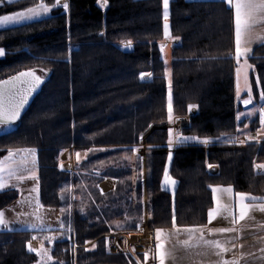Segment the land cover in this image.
I'll return each instance as SVG.
<instances>
[{"label":"trees","instance_id":"obj_1","mask_svg":"<svg viewBox=\"0 0 264 264\" xmlns=\"http://www.w3.org/2000/svg\"><path fill=\"white\" fill-rule=\"evenodd\" d=\"M39 1L49 5L56 0H13L0 4V15L30 7ZM51 8L41 19L0 29V79L24 69L48 81L33 99L20 121L11 129L0 125V158L9 150H37L40 201L60 211L63 239L51 244L53 261L48 264H137L129 255L112 254L105 235L132 231L131 225L116 227L113 217L122 210H71L66 188L70 178L84 177L92 186L102 177L115 178L113 194L130 175L128 164L140 136L149 125L168 122V84L164 78L159 42L163 39L162 0H109L102 9L96 0H67ZM170 35L180 37L171 51L173 116L189 113L184 136L200 139H225L238 128V112L246 108L234 94V57L232 56V14L223 2H186L170 0ZM132 41L125 49L121 41ZM251 110L263 101L264 42L249 56ZM152 73L140 79V73ZM257 79L260 80L257 86ZM247 131L257 130V117L245 116ZM167 128H154L146 136L148 144L168 140ZM89 153L70 175L59 168L66 149ZM264 148H222L200 156L191 149L157 152L149 158L150 214L154 229L172 227L173 211L177 227L206 225L212 206L209 185H229L264 197ZM215 167L210 171L208 165ZM177 180L174 192L162 187L164 168ZM139 171L136 168V171ZM95 177V179L93 178ZM95 190V189H94ZM18 197L15 189L0 191V209ZM259 200V199H258ZM120 212V213H119ZM70 229V230H69ZM37 237L35 231L0 232V264H35L36 256L25 250V243ZM95 240L96 248L86 247ZM85 249H89L85 251ZM139 258L144 255L138 254Z\"/></svg>","mask_w":264,"mask_h":264},{"label":"crops","instance_id":"obj_2","mask_svg":"<svg viewBox=\"0 0 264 264\" xmlns=\"http://www.w3.org/2000/svg\"><path fill=\"white\" fill-rule=\"evenodd\" d=\"M186 2H211V1H219L223 2L227 8L231 10L232 14V56L235 55V24H234V9L224 2V0H184ZM64 0H61V6ZM164 23V21H163ZM252 31L260 37H264V20H257L255 24L252 25ZM164 35V33H163ZM174 38V37H173ZM127 42V41H125ZM264 42V39L255 40L251 44V53L253 54L261 44ZM165 44L166 52L172 51L174 45L178 44L179 41L175 39L168 40L165 37L159 42V44ZM122 46V45H121ZM124 48V47H123ZM130 49V48H125ZM250 54V53H249ZM162 56V54H161ZM164 60V58H163ZM247 99V98H246ZM244 100V99H243ZM243 100L240 102L243 104ZM246 107V111L244 112L245 115L241 117L239 122L243 123V118L246 113L252 111L250 105H244ZM196 111L194 108L191 112L187 114V116H183L187 119V123L185 127L189 125L190 115ZM176 117V116H174ZM169 122H165L162 124L155 125L153 124L152 127L148 129L146 133L141 135L139 143L135 146L138 151L131 155V160L128 164L130 175L126 178L125 182L121 185V191L117 194H113L116 187V180L113 177L106 176L102 177L100 180L94 182L95 185L92 186L88 183L86 178L80 177L77 178L76 181H72L71 178L66 186L69 199H70V206L71 210H80L83 208L84 210H122L123 216L121 217H113L111 220L113 224L118 227V225L129 226L133 227L132 231H114L112 233H108L105 235V238L108 240V248L112 254H125L129 255L136 263L139 262L137 255L141 254L144 255L147 252H151L152 256L155 252V231L150 230L148 223H149V215H150V180H149V165L148 159L149 157L157 152H162L161 148H164L167 145V142L161 144H148L146 142V136L148 133L154 128H164V124ZM184 127V128H185ZM259 127V126H258ZM257 131V130H256ZM264 133V130L261 131ZM259 140L264 141V135L258 137ZM25 149H34V148H22L19 150ZM14 155L5 161V157L8 154H5L0 158V162H3V166L5 167L6 171L3 173L4 175V183L6 187L4 189H15L18 191V197L11 202L6 207L0 209V212L4 213V218L9 225V229H0V232H7V231H35L37 233V237L35 239H31L26 241L25 243V250H27V244L31 243L33 248L40 249L41 246L43 248L48 249L50 254V247L51 244L55 241L63 239V235H61V223L62 219L60 216V211L56 207L44 206L40 201V193L38 194V198L40 204L42 205L41 208L38 209L40 220H37V216L35 212L37 211L35 205V197L36 193L32 192V188L36 185V181L25 179L22 181H18L15 177L9 178L7 174V169L9 165H11L12 170L15 171L17 174L28 176L30 174V170H35L38 178H39V170H38V162H37V155H36V163L33 166L30 162L32 157L27 156V154L23 151H13ZM76 153H80L81 161L85 157V151L77 150L75 151L73 148L66 149L60 155V164L59 168L61 169V164L63 165V171H67L70 175L73 172L78 171L76 161ZM142 158V161L139 159ZM80 161V162H81ZM79 162V163H80ZM139 171H136V168ZM210 171H214L215 167L209 169ZM262 169H257L260 172ZM143 172V179L142 180H135L134 178L137 176V173ZM95 179V177H93ZM164 182V178L162 179V185ZM177 184L175 185L174 191L176 189ZM166 190L169 192H173V189L170 186H164ZM0 189V191L4 190ZM143 201V203H141ZM256 202L261 203V200H256ZM142 211L143 218L142 220H138V215ZM237 212V210H234ZM258 216H253V219L248 218L246 220L241 221V223L233 224L236 228L240 229H249V228H258V235L256 243L253 245L256 248L253 251H249L248 243L251 244V238L248 237L246 240H234V244L236 247L243 243V247L246 246V250L236 249L232 254L225 253L222 259L230 260V259H237L239 264H264V211H259ZM139 212V213H138ZM120 213V212H119ZM231 213V210H230ZM219 215L215 214L216 222L220 219ZM255 223H251V221ZM214 222H209L208 214H207V222L206 225L201 226L205 229L204 231V239L213 241V238H218L219 232L218 231H209L212 230H219L222 227H229V225L225 224H217ZM35 224L36 227H29V225ZM139 225V226H138ZM187 227V226H186ZM192 227V226H188ZM183 229L185 227H177ZM163 235H162V244L164 247L172 246L171 242L176 239H179V242L184 244L185 240H188V234L181 231L176 232L173 227L170 228H162ZM212 232H215L214 234ZM176 234V237L172 240L173 236ZM53 236L56 237L49 244L48 240L45 237ZM225 242H230V233L225 237ZM95 243V240H92L86 243V247L92 248V245ZM201 242L197 243L195 240L190 241L191 248L187 245L186 248H182L179 246L173 258L167 259L165 257V264H220L219 258H217L216 250L213 249L210 245L204 246V249L200 248ZM203 243V242H202ZM195 244V245H194ZM239 248V247H238ZM203 251H206L207 254H204L205 257L201 255ZM36 256V262L41 259V257L37 256L35 252H31ZM200 254V255H199ZM51 255V254H50ZM199 255V256H198ZM172 256V255H170ZM202 256V257H201ZM52 257V256H51ZM252 257H256L255 260H252ZM145 258V257H144ZM49 261L48 263L52 262ZM152 264H156L154 259L152 258Z\"/></svg>","mask_w":264,"mask_h":264},{"label":"snow or ice","instance_id":"obj_3","mask_svg":"<svg viewBox=\"0 0 264 264\" xmlns=\"http://www.w3.org/2000/svg\"><path fill=\"white\" fill-rule=\"evenodd\" d=\"M4 0H0V4H2ZM98 6L102 9H106L109 6V0H96ZM225 3L230 5L234 9V24H235V60L237 62L236 67V97L237 99L240 98L242 91L248 92V98L243 100L244 105H250L252 103V89L251 85L248 83V69H253L254 67L252 64L248 62L247 59H244L243 64L240 63L242 57H247L249 53L251 52V44L255 40L264 39V37L257 36L252 31V25L257 22V20H264V0H224ZM8 3L11 4L12 0H8ZM163 3V33L164 37L168 40L175 39L176 41H180V37H172L170 35V25H169V6H170V0H162ZM61 5V0H56V4L52 5V8L58 7ZM62 8L65 13L69 11L70 5L67 2V0H64L62 3ZM50 11L49 5L41 2L34 7H28L23 10L19 11H13L9 14L0 15V26H7V25H16L20 24L23 21H30L35 17H40L42 15H47ZM125 48H131L133 46L132 41H127L126 43H123L122 45ZM165 44H160V52L162 54V58L165 55ZM6 54L5 49L0 48V58L4 57ZM163 63L165 65L164 68V78L168 81V97H167V120L169 124H172L175 122V117L173 116V96H172V80H171V73L170 69L167 67L169 61L167 59L163 60ZM152 77V73H140V79H150ZM241 81H243V86ZM43 83V79L40 75H37L33 70L29 69L26 71H19L16 75L10 76L6 80H0V125H7L12 124L18 121L21 117L22 110L24 106L27 104L29 97L32 95V93L40 87V85ZM257 86L260 84V80L257 79L256 81ZM260 99L264 101V92L260 93ZM197 105L189 104L188 105V111L191 112L194 108H196ZM259 111V123H260V129L257 130V136L256 137H246L245 140L239 141L240 144H245L250 140H255L257 143H259L258 137H261L264 135V133L261 132V129H264V107H261L259 109H253L252 111L246 113L248 116H252L254 112ZM245 113L238 112L236 115V120L239 121L242 116H244ZM149 127H152L149 125ZM245 128H248V125L245 124ZM168 140H167V147L169 148L168 152V161L171 162L173 159V148L175 145L182 144L185 141H195L201 144H209L211 143L210 139H200L197 136H184L181 135L179 132H176L172 127L168 128ZM232 143H236V141H232ZM23 151L27 154V156L32 157L31 164L34 166L36 163V155L37 150L36 149H25V150H17ZM96 151H106V149H96V148H90L88 149V152L85 153V157L87 158V155L89 153H93ZM131 151L135 154L138 149L133 147ZM14 155L12 150H9L8 156L5 157V161H7L9 158H11ZM81 155L80 153H76V161L77 164L81 161ZM142 161V158H139ZM214 166L209 164L208 168L212 169ZM255 168L258 169H264V164H254ZM61 169H63V165L61 164ZM6 171L5 167L3 166V162H0V189H4L6 187L4 183V175L3 173ZM7 174L9 178L15 177L16 180L22 181L25 179H30L36 181V185L32 188V192L36 193L35 197V205L37 211L35 212L37 216V220H40L39 211L38 209L42 207L40 204L38 194H39V178L33 168V170H30V174L28 176L17 174L15 171L12 170L11 165H9L7 169ZM143 172L137 173V176L134 178L135 180H142L143 179ZM177 184V180L174 179L169 175V166L166 165L164 168V182L162 187L164 186H170L173 189L175 185ZM209 187L212 190V199L215 204V207L209 208L208 210V219L209 222H211L214 219L215 214H220L222 211H226V207L222 205L217 198V192H231V186L227 188H220L215 187L212 185H209ZM237 197V207L239 210V215L235 216L233 215V222L236 220H243L249 210L254 207H259L260 211H264V197H255V196H249L246 193H236ZM261 200L262 202L259 205L255 204H249L246 203V200ZM143 203V201H141ZM68 211L71 213V206H69L68 209H61L62 214ZM81 212L84 211L83 208L80 209ZM119 227H122L123 225H118ZM139 226V225H138ZM29 227H36L35 224L29 225ZM64 225L61 223V229H63ZM172 227L176 232H185L188 234L189 239L184 241L185 245L191 246L190 241L195 240L197 243L203 242L204 245H210L215 247L218 252L217 255H221L223 252L229 251L226 247L223 246V244L219 241H210L204 239V231L205 229L202 227L192 226V227H185L183 229L177 228L176 225V217L175 213L173 211V217H172ZM0 229H9V225L6 222L4 218V213L0 212ZM70 230V229H69ZM209 231H220V232H231L235 231V229L231 228H225V229H219V230H212L209 229ZM61 235H63V232H61ZM163 235L162 229H156V252L157 257L159 259V264H165V256L166 252L163 250V246L160 243V240ZM35 239V237H33ZM45 239L48 240L49 244L52 243L56 237L49 236L45 237ZM88 243V242H86ZM107 238H105V246H107ZM235 247V245H233ZM92 248L95 249L96 245L93 244ZM27 250L29 253L35 252L37 256L41 257V259L37 262V264H48L49 261L52 260V257L49 255L48 249L43 248L41 246L40 249L33 248L31 243L27 244ZM89 249H85V251H88ZM264 251V249H262ZM147 253L144 254L145 259H147ZM63 264V262H61ZM220 264H239V261L237 259L232 260H221Z\"/></svg>","mask_w":264,"mask_h":264},{"label":"rangeland","instance_id":"obj_4","mask_svg":"<svg viewBox=\"0 0 264 264\" xmlns=\"http://www.w3.org/2000/svg\"><path fill=\"white\" fill-rule=\"evenodd\" d=\"M5 1H8V0H5ZM13 1V0H12ZM41 2H43V3H45V4H47L46 2H44V1H39L38 3H36V4H34V5H32V6H30V7H34L35 5H37V4H39V3H41ZM47 5H49V4H47ZM49 7H50V11H49V13L47 14V15H42V16H40V17H35V18H33L32 20H30V21H23V22H21L20 24H23V23H26V22H31V21H35V20H38V19H41V18H43V17H46V16H48V15H50V13H51V5H49ZM28 8V7H27ZM25 9V8H24ZM21 10H23V9H21ZM19 11V10H18ZM11 13V12H10ZM6 14H9V13H6ZM2 15H4V14H2ZM16 25H19V24H16ZM10 26H14V25H7V26H0V29L1 28H6V27H10ZM126 40H124V41H121L120 42V46L121 45H123V43H126L125 42ZM123 47V46H122ZM125 48V47H124ZM252 53L250 52V54L247 56V57H242L241 58V61H240V63L241 64H243V61H244V59H247L248 60V62H249V56L251 55ZM163 58L164 59H167L168 61H169V63H168V65H167V67L169 68V69H171V54H170V52H166V50H165V55L163 56ZM250 63V62H249ZM238 65H237V62H236V60H235V55H234V94H235V97H236V67H237ZM251 71H252V69H248L247 70V74H248V83L250 84V73H251ZM241 83H242V86H243V81H241ZM167 84H168V81H167ZM244 93H248L246 90L245 91H242L241 92V95H240V98H241V96L244 94ZM237 98V97H236ZM242 104V103H241ZM184 116H187V115H184ZM183 117V116H182ZM160 124H162V123H160ZM155 125H158V124H155ZM152 126V125H151ZM245 126V125H244ZM258 129H260V124H259V127L257 128V130ZM264 129H261V131H263ZM247 131V130H246ZM248 132V131H247ZM143 135V134H142ZM141 137V136H140ZM240 138H241V136H240V134L238 133V130H236V132H235V134L233 135V136H229V137H227V138H225V139H214V138H208V139H210V141H211V143H209V144H207V145H205V144H201V143H198V142H195V141H185V143H184V149L185 148H192L191 150H194V151H196V153L198 154V155H200V156H204V155H206L207 153H211V152H215V149H210L211 147H216V145H218V148H224V147H229V148H233V149H235V147H234V145H237L238 144V149H243V147L245 148V147H248L249 145H256V144H243V146H239V145H242V144H240V143H237L239 140H240ZM203 139H205V138H203ZM232 141H236V143H232ZM262 144V143H261ZM262 146V147H261ZM217 148V147H216ZM248 148H255V149H257V148H264V142H263V144L262 145H260V146H258V145H256V147H248ZM246 149V148H245ZM217 151V150H216ZM150 158V157H149ZM258 164H262V163H258ZM148 165H149V159H148ZM256 169V171H257V169L258 168H255ZM258 172V171H257ZM213 186H215V187H220V188H227V187H229V185H213ZM231 189H232V191L231 192H227V193H224V192H217V198L219 199V201H220V203L222 204V205H224L225 207H226V211H222L220 214L221 215H219V220L216 222V219H215V217H214V219L212 220V222H216L217 224H219V225H221V224H225V225H229L230 224V228L231 229H235V231H231V232H229L230 233V242H225V237L228 235V232H220V231H218L219 232V236L220 237H218V238H213V241H219V242H221L222 244H223V246L224 247H226L227 249H229V251H227V252H223L221 255H217V258H219L220 260H219V262H221V260H226V259H222V258H226V256L224 257V254L225 253H230V254H232L236 249L238 250H242V252H243V250H246L247 249V247L246 246H244L243 247V243H241L240 245H238L237 247H236V245L234 244V240H240V241H242L243 240V238H244V240H246L248 237H250L251 238V244L250 243H248V248H249V251H253V249H255L256 247L255 246H253L255 243H256V240H257V238H255V237H257V235H258V228H255V227H253V228H249V229H243V228H240V229H238V228H236L235 226H233V224H236V223H241V221L243 222V220H246V219H248V218H251V219H253V216H258V214H259V212L257 211V210H259L260 211V209H259V207H254V208H251L250 210H249V212L247 213V215L245 216V218L243 219V220H236L235 222H233V215H235V216H238L239 215V210H238V207H237V197H236V193H239V192H242V193H246V194H248L249 196H255V195H253V194H251L250 192H247V191H236V190H234L233 189V187H231ZM211 192H212V190H211ZM213 195V194H212ZM256 197V196H255ZM246 203H249V204H255V205H259L260 203H258V202H256V201H252V200H246ZM213 207H215V204H214V202H213V199H212V206L210 207V208H213ZM230 210H231V213H230ZM234 210H237V212L236 211H234ZM139 213V212H138ZM208 214V213H207ZM142 218H143V215H142V211L140 212V214L138 215V220H142ZM251 223H255L253 220L251 221ZM148 226H149V229L150 230H153V222H152V219H151V214L149 215V223H148ZM225 228H229V227H222V228H219V229H225ZM154 230H156V229H154ZM213 234L215 233V232H212ZM176 237V234L173 236V238H172V240L174 239ZM162 239L163 238H161V240H160V243L162 244ZM108 241V240H107ZM155 243H157V240H156V231H155ZM171 244H172V246H167V247H164L163 246V244H162V246H163V250L167 253L166 254V258L167 259H171V258H173L174 257V255H176L175 253H178L175 249H176V247H177V249L179 248V246H181L182 248H186L187 247V245H185V244H182V243H180L179 242V239H176L175 238V240L173 241V242H171ZM195 245V244H194ZM200 245V248H202V249H204V246H206V245H204L202 242L199 244ZM233 245H235V247H233ZM213 249H215L216 250V253L218 252V250L215 248V247H213V246H211ZM239 247V248H238ZM189 248H191V246H189ZM147 259H145L144 257L143 258H139L138 256V260H139V262L140 263H142V262H146V263H151V261H152V258L154 259V261H155V263L156 264H159V259H158V257H157V252H156V246H155V252H154V255L152 256V254H151V252H147ZM204 254H207V252L206 251H203L202 253H201V255L203 256V257H205V255ZM50 255V254H49ZM170 255H172V256H170ZM200 255V254H199ZM198 255V256H199ZM51 256V255H50ZM201 256V257H202ZM256 259V257H252V260H255ZM230 260H232V259H230ZM139 262H137V264L139 263Z\"/></svg>","mask_w":264,"mask_h":264},{"label":"built area","instance_id":"obj_5","mask_svg":"<svg viewBox=\"0 0 264 264\" xmlns=\"http://www.w3.org/2000/svg\"><path fill=\"white\" fill-rule=\"evenodd\" d=\"M261 107H264V101L262 103H260L257 106L256 109H259ZM253 115L255 117H257V120L259 122V111L254 112ZM175 118L176 119H175V122L174 123H172V124H169V123L164 124V127H166V128L172 127L176 132H179L182 135V128L185 127V125L187 123V119L185 117H182V116H176ZM236 130H238V133L241 136V138H240L239 141L245 140L246 137H249V136H252V137H256L257 136V131L256 130H254V131H248V132L246 131V129L244 127V122L243 123L242 122L239 123L238 128ZM239 141L237 143H239ZM263 142L264 141L259 140V143H257L255 140H250L247 143H245V145L246 144H256V145L260 146V145L263 144ZM184 143L185 142H183L182 144H179V145H175L174 148H173V151H179V150H185V149H192V148H185L184 149ZM256 145L255 146L254 145H249L248 147H256ZM239 146H243V145H239ZM216 147L214 146V147H211L210 149L211 150L212 149H215V151L218 150V149H221V148H218V145H216ZM234 147H235V149H238V144L237 145H234ZM248 147H245V148H248ZM224 148H229V147H224ZM245 148L243 147V149H245ZM161 149H162V152H169V148L167 147V145L164 148H161ZM138 264H152V263H146V262L145 263L144 262L140 263L139 262Z\"/></svg>","mask_w":264,"mask_h":264},{"label":"water","instance_id":"obj_6","mask_svg":"<svg viewBox=\"0 0 264 264\" xmlns=\"http://www.w3.org/2000/svg\"><path fill=\"white\" fill-rule=\"evenodd\" d=\"M26 70H29V69H24V70H21V71H26ZM31 70H33V69H31ZM33 71L36 73L35 70H33ZM18 72H19V71H18ZM18 72L14 73V74H12V75H10V76H14V75H16ZM36 74H37V73H36ZM37 75H39V74H37ZM49 75H50V72H45V73H43L42 75H40V76L42 77V79H43V83H42V84L40 85V87H38V88L32 93V95L29 97L27 104L24 106V108H23V110H22V114H21L20 119L22 118V116L24 115V113L28 110V108H29L30 104L32 103L33 99L39 94V92H40L41 89H42V86L48 81V79H49ZM10 76L5 77V78L0 79V80H6V79H8ZM20 119H19L18 121H16L15 123L7 124V125H2V126H3L4 129H6V130H7V129H11L15 124H17V123L20 121Z\"/></svg>","mask_w":264,"mask_h":264}]
</instances>
